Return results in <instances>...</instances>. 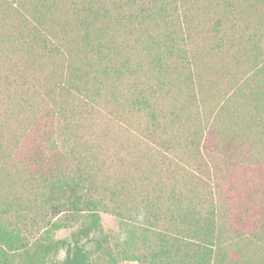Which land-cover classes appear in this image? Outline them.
Segmentation results:
<instances>
[{"label": "trees", "instance_id": "obj_1", "mask_svg": "<svg viewBox=\"0 0 264 264\" xmlns=\"http://www.w3.org/2000/svg\"><path fill=\"white\" fill-rule=\"evenodd\" d=\"M30 2L0 0L7 17L10 12L18 13L23 24L31 25L27 31L16 28L10 34L3 30L8 21L2 20L0 50L15 47L20 37L29 57L43 53L50 59L45 97L52 103L39 112L35 122L38 140L32 138L25 156L34 180L30 187H41V191L24 198L12 192L21 176L0 167V264H56L60 250L64 256L59 264H118L126 260L138 264H264V174L249 179L252 189L229 208L218 196L212 197L218 191L215 180L204 183L196 171L168 156L163 160L165 180L152 182L146 177L149 183L131 187L126 178L113 183L99 180L86 167L89 161L83 163L77 144L69 143H78L72 105L88 108L87 116L101 109L117 115L123 105L130 113L143 111L151 119V132L160 126L157 93L185 89L183 101L174 105L178 111L173 115L178 120L194 99L196 105H202L195 93L204 86L201 72L221 68L216 64L221 50L214 47L235 44L241 30L264 27V0H110V7L84 0L80 15H75V26L55 18L62 0ZM122 19L134 27V42L143 53L134 61L129 55L120 57L109 44L110 23L121 24ZM194 32L206 46L214 44L192 55L200 57L199 62L190 59L186 45ZM6 43L9 46L4 48ZM255 51L243 76L220 94L210 111V122H201L198 113V120L190 124L189 115H184L183 139L191 159L200 155L205 129L215 127L220 142L248 145V161H258L264 167V54ZM145 65L157 76L155 86L145 82L133 85L136 89L119 100L111 77L120 81L126 74L136 75ZM231 101L236 102L234 107ZM200 102L204 103L203 98ZM111 103L117 104L116 109L109 108ZM94 149L84 147L92 155ZM39 197L55 220L48 221L42 234L30 241L20 225L24 224L21 210ZM102 211L116 217V232L102 228ZM69 218L82 219L81 226L69 238L55 239L54 231ZM87 241L92 243L90 247Z\"/></svg>", "mask_w": 264, "mask_h": 264}, {"label": "rangeland", "instance_id": "obj_2", "mask_svg": "<svg viewBox=\"0 0 264 264\" xmlns=\"http://www.w3.org/2000/svg\"><path fill=\"white\" fill-rule=\"evenodd\" d=\"M83 1L62 0L58 5L60 8L55 13V18L73 22L74 25L75 15H80L78 11L81 10ZM94 1L98 3L97 6H111L110 0ZM27 3L30 5V0H27ZM17 14L14 15L10 12L8 18L6 10L0 8V22L8 21V25L3 29L5 33L14 34L16 28L27 31V28L31 26L26 22L23 24V20L20 21ZM121 22V24L113 21L110 23L108 40H111V43L109 44L116 47V52L120 57L129 55L133 61L143 57V53L134 42V27L127 22V19H122ZM209 33V31L205 32V34ZM240 33L242 36L236 34L238 39L234 38L235 44L226 46L220 44L215 47L213 43L206 46L198 32L191 34V41L186 44L191 55L190 59L199 62L200 57L192 58L196 51H206L205 48L209 47L210 49V45L214 48L220 47L221 51L217 54L216 64L221 68L215 71L212 68H206L201 72L204 86L201 92H199V88L195 87V93L199 104H204V106L196 105L197 101L194 99L193 105L188 107L179 120L173 115L175 111H178L174 105L176 101H183L186 95L185 89L176 90L166 95L157 93L158 103L155 104V107L161 109L162 112H155L160 126L153 129L154 132L149 130L152 122L147 113L143 111L130 113L125 105H123L124 110L118 111L117 115L110 113L109 110L101 109L88 116V108H74L72 105L71 109H74L76 114L74 118L72 117L74 126L72 129L78 134V140L76 139L78 143H75L74 140H70L69 143L77 144L76 151L78 154H83L81 157L83 163H87L86 159L89 161L86 167L93 170L99 180L113 183L117 179L126 178L131 187L134 185L137 187L147 184L146 177L148 180L152 179V182L157 179L165 180L166 176H162L165 169L163 160L168 156L171 160L178 161L185 169L196 171L204 179V183H211L215 180L218 183V191L212 195L213 198L218 196L229 208L238 205V199H244V195L251 188L249 179L258 174H264L261 172L264 171V167L260 162L248 161L250 159L248 145L233 141L230 144H224L220 142L222 140L215 127L212 131L207 128L199 146L200 155L197 154L194 160L191 159V150L189 147L186 148L183 138L186 121L194 124L198 120L197 114L199 113L201 122L206 119L210 122V111H213L220 94L228 90L230 86H234L235 80L243 76L246 64L257 53L255 50L264 54V27H253L241 30ZM239 40L243 42H239ZM17 41L16 46H10L11 48L7 47L9 45L6 43V46H3L7 47L6 52L4 48V50H0V141H2L0 167L21 176V180L11 189L12 192H16L24 198L32 197V192L41 191V187L38 190L30 187L34 186V180L30 177L32 170L30 161L25 156L33 143L32 138L37 137L39 133V129L35 125L36 120L39 119V112L52 103L45 97V84L50 77L48 73L51 65L50 59L43 53L42 56L39 55L34 59L32 56L29 57L23 40L19 37ZM255 44H257L256 49L253 48ZM156 77L148 71L147 65H145L140 70L138 69L136 75L126 74L120 81L111 77V81L117 86L118 99L122 101L126 96H129L130 91L136 89L137 86L133 85L140 86L145 82L152 87L155 86ZM146 87L144 84L143 88ZM201 98L204 103L200 102ZM230 104L234 107L236 102L231 101ZM116 106L117 104L111 103L109 108L114 110ZM186 113L189 117L185 121ZM69 143L66 144L67 149L70 148ZM86 146L95 148L94 155L84 151ZM150 157L154 164L150 163ZM169 166L171 169L175 168L172 164ZM21 211L24 224L20 225L30 241L42 234V229L48 221L55 220V217L45 210L40 197L30 201L29 207ZM232 211L229 213L233 214ZM229 219L232 221V216ZM81 220L69 218L65 226L54 231L53 237L55 239L69 238L71 232L81 226ZM100 224L106 232L118 230L117 219L112 213L100 212ZM91 245L92 243L87 241V246ZM63 256V250H60L55 259L56 264H59ZM118 264L138 263L126 260L120 261Z\"/></svg>", "mask_w": 264, "mask_h": 264}]
</instances>
